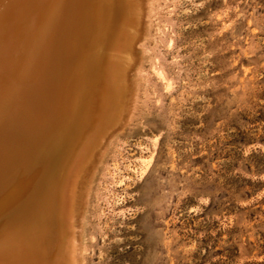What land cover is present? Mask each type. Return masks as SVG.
Here are the masks:
<instances>
[{
	"label": "rangeland",
	"instance_id": "1",
	"mask_svg": "<svg viewBox=\"0 0 264 264\" xmlns=\"http://www.w3.org/2000/svg\"><path fill=\"white\" fill-rule=\"evenodd\" d=\"M139 2L124 124L85 180L79 264H264V0Z\"/></svg>",
	"mask_w": 264,
	"mask_h": 264
},
{
	"label": "bare ground",
	"instance_id": "2",
	"mask_svg": "<svg viewBox=\"0 0 264 264\" xmlns=\"http://www.w3.org/2000/svg\"><path fill=\"white\" fill-rule=\"evenodd\" d=\"M12 1L0 71V264H79L85 180L112 123L124 122L118 73L136 65L147 15L139 0Z\"/></svg>",
	"mask_w": 264,
	"mask_h": 264
}]
</instances>
